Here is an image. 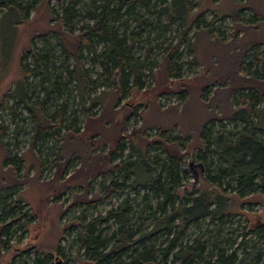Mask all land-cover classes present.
I'll return each mask as SVG.
<instances>
[{"label": "rangeland", "instance_id": "1", "mask_svg": "<svg viewBox=\"0 0 264 264\" xmlns=\"http://www.w3.org/2000/svg\"><path fill=\"white\" fill-rule=\"evenodd\" d=\"M102 1L78 0L76 9L82 17L71 29V35L58 31L57 24L51 21L50 7L56 14L62 13L64 5L62 6L57 0H35L34 3L33 0H14L13 5L20 8L22 14L16 8L7 10L0 8V101L3 99L6 102L0 105V126L4 128L0 139V195L6 196L4 206L0 208V226L8 225L5 228L6 235L0 237L1 241L6 240L8 243V248L0 246V264H119V257L110 263L95 262V255L85 253L84 247L80 246L77 228L75 222H72L73 219L81 217L84 224L91 223L97 217L106 216L109 210H119V196L112 197L109 202L101 201L95 204L88 202L94 197L93 192L98 184L108 181L107 177H94L91 179L87 195L82 192L72 178L73 174H86L85 171L81 172L80 159L71 156L64 165V159H59L57 156L60 152L61 140L49 134H44L46 137L43 139L42 134L36 132L37 123L42 118L33 107L45 96L43 86L54 80L57 81V87L50 89V96L43 104L45 117H54V122L58 120L55 112L60 108L64 113L63 125H67L74 118L76 127L82 128L86 109L89 110L90 115L96 116L104 111L108 103H111L112 97H109L110 91L106 81L99 75L101 72L99 66L90 59L92 50L81 47V50L76 52V34L82 25L88 23L84 14L92 5L93 7L100 5ZM167 4L168 0L164 4L156 2L154 13L138 9L140 16L147 23L159 21L160 26L158 25L157 29H152L151 26L136 27L135 21H129L128 29L123 30L126 42L131 46L133 57L142 64L138 81L141 86L128 92L116 107L127 103L129 107L135 108L128 119L131 124L128 126L129 131L132 127L144 128L146 134L151 136L159 127L169 130L167 132L169 137L194 138L201 125L213 114V107L208 108L209 105L201 102V90L207 81L214 79L211 76H217L216 78L219 79L220 76L230 74L232 58L230 55H233L236 49L229 52L224 49L215 50L210 43L213 38L209 41L204 31L198 32L200 29H196L197 33H195L194 28L191 27L186 34L187 42L179 48V59L175 61L176 66L179 67V77L173 78L169 87L166 84L168 81L160 74L159 62L163 57V48L170 41L174 43L177 40L178 33L183 27L179 26V21H173L170 14L161 12ZM110 5L119 6V0H110ZM169 6L175 14L185 10L183 0H170ZM242 7L245 9L238 12ZM251 8L262 14V17L256 15L255 20L264 23V0H196L191 16L194 17L197 11H202V19L206 23L211 22V28L218 34L219 39L228 43L232 39L234 29L232 14L237 11V16L246 25L253 13ZM216 15L219 17L217 20ZM112 26L120 31L119 21ZM162 26L166 28H160ZM67 27L66 25L63 29ZM261 28L264 32V25ZM131 31L136 38L130 37ZM35 34L39 35L36 43L37 52L46 53L52 63L48 69V78L43 80L40 75L32 74L23 81L19 67L20 56ZM241 35L240 32L239 36ZM190 46L192 52L188 51ZM94 48L96 52H100L104 45L96 44ZM27 63L31 68V58L27 59ZM79 64L86 70V77L82 78ZM71 70H74V73L69 75L68 71ZM131 86H133V77L129 78V87ZM88 87H92V90ZM21 91L29 96V100L25 102L30 105L31 111L25 108L24 102L21 101ZM180 92H183V95ZM215 95L214 87L210 86L207 90V98H214ZM11 112H18V115L13 118ZM34 114L38 119L33 117ZM119 116L121 113L118 112L116 117L119 119ZM212 123L213 131L242 126L238 120L223 122L213 120ZM64 130L61 129L58 134L62 135ZM1 144L7 146L10 157H13L18 165L17 177L12 170V164L4 165L5 155ZM126 144L128 145V142ZM133 146L143 147L138 140H133ZM109 148L110 146H107L104 151ZM127 152L126 150L125 154ZM145 153L151 163L157 158L161 161L166 158L163 150L157 147L151 146L145 150ZM216 162V159L212 158L208 170H205L206 166L197 157L194 158L193 163L183 162L181 167L184 171L185 184L192 187L193 192L197 194V190L204 188L201 184L202 178L216 176ZM153 170L154 174L161 172L160 168ZM162 174L166 173L162 172ZM67 182L68 187L65 188ZM222 182L223 186H226L227 182L230 186L233 185L229 178L222 179ZM144 195L147 200H143ZM128 198L130 225L133 230L137 225H141L135 232L137 238L141 233L148 232L152 228L151 218L147 212L138 217L139 209L146 202L153 208L155 200L150 192L143 188H138V193L131 194ZM260 214H264V207L260 203H251L240 207L234 206L233 213L225 224L205 217L201 222L190 224L181 231L177 247L185 243L191 244L193 241L205 242L203 261L210 260L214 263L215 257H208L207 252L220 228L222 238L218 239L217 247L213 250L215 254L218 248L227 254L234 251L235 264H261L264 262V231L245 233L246 228H244L248 224L246 217L254 219ZM118 227L119 222L115 218L96 225L94 234H99L101 239L109 237L112 233L116 234V237L108 243L106 250L117 243ZM146 243L154 246V255L159 256L161 248L166 244V238L159 232L149 237ZM55 245L58 251L52 257H46L37 250L40 246ZM98 252L103 253L104 250L98 248Z\"/></svg>", "mask_w": 264, "mask_h": 264}, {"label": "trees", "instance_id": "2", "mask_svg": "<svg viewBox=\"0 0 264 264\" xmlns=\"http://www.w3.org/2000/svg\"><path fill=\"white\" fill-rule=\"evenodd\" d=\"M57 1L62 6L64 5L62 13L56 14L50 7L51 21L57 24L58 31L71 35V29L82 17L76 9L78 0ZM156 2L164 4L166 0H119V6L116 7L110 5V0H103L102 4L94 7L92 5L87 9L84 16L88 23L82 25L76 34V52H79L81 47L92 50L90 59L99 66L101 71L99 75L106 81V86L110 91L109 97H112L111 103H108L104 111L96 116L90 115L89 110L86 109L82 128L76 127L74 118L67 125H63L64 113L60 108L55 112L58 122H54V117L46 118L43 113V104L50 96V89L57 87V81H50L48 85L43 86L44 98L33 106L42 118L37 123L36 132L42 134L43 139L49 134L61 140L60 152L57 156L59 159H64V165L71 156L80 159L81 172L85 171L86 174H73L72 178L86 195L91 179L96 176L107 177V182L98 184L93 192L94 197L88 200L90 204L101 201L109 202L112 197L119 196V210H109L106 216L97 217L91 223L84 224L81 217L72 220L77 228L80 246L84 247L85 253L95 255V262L110 263L119 257V264H235L234 251L227 254L218 248L216 254L213 252L217 247L218 239L222 238L220 228L207 252L208 257H215L214 263L210 260L203 261L205 242L193 241L191 244L185 243L183 246H177L181 231L190 224L195 225L201 222L205 217L225 224L229 221L234 206L260 203L264 207V32L262 28L260 29L264 23L255 20L256 15L262 17V14L257 9L255 12L251 8L253 13L244 25L243 20L237 16V11H234L232 39L225 43L212 30V23H206L202 19V11H197L194 17L191 16L196 0H183L185 10L176 14L170 10V0H168L167 6H164L161 12L170 14L171 19L179 21V26L183 27L178 33L177 40L174 43L170 41L163 48V57L159 62L160 74L164 80L168 81L166 84L169 87H171V80L179 77V67L176 66L175 61L179 59V48L187 42L185 41L186 34L191 27L194 28L195 33H197L196 29H200L198 32L204 31L207 40L211 41L210 39L213 38L210 43L213 44L215 50L224 49L229 52L236 49V51L230 55L232 57L230 74L220 76L219 79L216 78L217 76H211L214 79L207 81L201 90L200 100L204 105H209L208 108L213 107V114L201 125L194 138L169 137L167 135L169 130L159 127L151 136H148L144 128L132 127L130 131L128 130V126H131L128 119L135 108L129 107L127 103L116 106L128 92L141 86L138 81L142 72V64L133 57L131 46L127 44L123 30L128 29L129 21H135L136 27L151 26L152 29H157L159 21L147 23L142 19L138 10L154 13ZM13 4L14 0H0V8H5V10L16 8ZM16 9L20 14L23 13L20 8ZM244 9L245 7H242L238 12ZM218 18L216 15V20ZM118 21L121 32L112 26ZM66 25L67 29H63ZM160 28L163 29L166 26ZM240 32L241 36H239ZM130 37L136 38L133 31ZM38 39V34L33 35L29 46L20 56L19 67L23 81L32 74L40 75L43 80L48 78V69L52 62L46 53L37 52ZM96 44H103V50L96 52L94 48ZM188 51L192 52L191 46L188 47ZM29 58L32 60L31 68L27 63ZM79 69L82 78L86 77V70L81 64H79ZM73 73L74 70L68 71L69 75ZM130 77H133L131 87H129ZM23 86H26L25 82ZM210 86L214 87L216 93L211 99L207 98V90ZM88 89L92 90V87ZM180 94L183 95V92ZM21 95L25 108L31 111L30 105L25 102L29 100V96L23 91ZM214 100L217 103L214 104ZM4 104L6 102L2 99L0 105ZM13 108L12 106L11 109ZM118 112L121 113L119 119L116 117ZM11 113L13 118L18 115V112ZM33 117L38 119L35 114ZM213 120L220 122L238 120L242 126L213 131L211 128ZM63 128L65 129L63 134L59 135L58 133ZM3 129L1 125L0 139ZM133 140H138L143 147L135 148ZM1 145L5 155L4 165L12 164V170L17 177L18 165L13 157H10L7 146ZM107 146L110 148L105 152ZM151 146L161 148L166 158L162 161L157 158L151 163L149 156L145 153V150ZM126 150L128 152L125 154ZM195 157L206 166L205 170L211 167L212 158L217 161L216 176L202 178L201 184L204 188L197 190V194L193 192L192 187L185 184L184 171L181 167L185 161L193 163ZM155 168H160L161 172L154 174L153 169ZM224 178H229L233 185L230 186L227 182V185L223 186L222 179ZM66 187H68V182ZM127 188L129 190H126ZM138 188L150 192L155 204L152 208L146 202L139 209L138 217L147 212L151 218L152 228L136 238L135 232L141 225H137L135 230L130 225L131 213L128 197L138 193ZM4 195H0V208L4 206L6 200ZM143 200H147L145 195ZM113 218L119 222L117 243L106 250L108 243L116 237V234L112 233L109 237L101 239L99 234H94L95 227L100 222ZM246 218L248 224L244 226L245 233L264 231V214L256 215L254 219ZM6 227L8 225L0 226V237L6 235ZM159 232L165 235L166 244L161 248L160 255L155 256L154 246L148 245L146 241ZM2 245L8 248L6 240H0V246ZM98 248H102L104 252L99 253ZM37 250H40L46 257H52L58 251V247L57 245L40 246Z\"/></svg>", "mask_w": 264, "mask_h": 264}]
</instances>
